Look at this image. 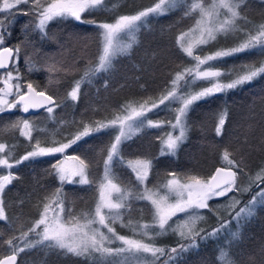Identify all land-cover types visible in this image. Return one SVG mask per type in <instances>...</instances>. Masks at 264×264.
I'll return each instance as SVG.
<instances>
[{"label": "trees", "instance_id": "1", "mask_svg": "<svg viewBox=\"0 0 264 264\" xmlns=\"http://www.w3.org/2000/svg\"><path fill=\"white\" fill-rule=\"evenodd\" d=\"M155 2L156 0H105L107 7L104 10L85 12L82 19L112 23L120 15L136 14L153 6ZM204 3L211 6L218 3V0H204ZM184 7L181 5L167 15L155 18L150 16L147 26L135 34L134 40L124 37L125 42L132 44L129 54L118 57L109 72L90 77V83L82 80V77L87 68L94 67L98 62L100 45L97 28L72 18L54 20L48 25L47 36L40 38L38 32H33L31 25L28 29L24 28L25 23L34 20L30 14L24 15L29 5L21 4L10 13H0V18L10 15L15 20L10 36L5 38V44L13 47L14 52L15 46L20 48V79L29 80L37 89L52 95L55 105H59H50L53 107L52 113H47L46 108H43L37 113L24 114L19 105L15 109L0 113V143L6 145L0 158H8L9 163L13 164L11 169L0 165V176L11 172L16 177L3 193L4 211L8 219L0 221V257L12 253V246H24L16 238L39 218L45 198L51 196L59 187L52 165L66 155L79 157L90 163L89 179L98 181L103 175L107 150L115 133L101 132L83 137L62 154L29 159L19 165L15 164V160L33 150L37 139L41 147L58 146L83 131L85 125L95 126V122H107L116 115H127V111H122V106L131 105L139 110L140 105L146 101L149 108L152 103H158L161 96L171 90V81L175 74L195 63L183 53L177 43L180 34L192 28L198 18V13L183 16ZM224 11L221 9V12ZM240 12L249 22L246 26L242 21H237L241 27L251 29L253 25L264 23V3L261 0H245ZM196 37L197 34L193 33L185 37V40L194 41ZM241 38V33H237L235 37L221 36L207 45L194 47L193 52L203 58L218 50L236 46ZM29 62L34 65L32 71H28ZM262 62L264 54L253 50L209 63L216 64L220 71L227 73L220 78L221 82L227 83L234 78L235 73L243 70L244 64H255L259 67ZM4 71L7 70L0 69V72ZM13 73L17 76L15 71ZM77 81H81V87L78 99L73 101L69 94ZM209 86L208 81L199 80L192 87V91ZM14 96L13 94L10 97ZM166 105L169 106L167 111ZM179 106L178 103L169 105L166 101L159 108L145 111L146 117L160 126L144 128L134 135L120 146V155L125 162L135 159L151 160L152 168L147 186L151 188L155 185L162 195L165 191L162 185L172 178L169 175L171 172L176 173L180 182L193 175L205 179L216 166H227L222 160L225 150L229 152L230 159L242 162L245 174L238 176L241 190L213 198L209 201V209L199 210L203 219L196 224V230L211 232L219 228L222 221H232L235 211H239L259 191L255 184L250 185V178L264 169V74L250 83L195 102L188 113L189 130L185 142L174 156H161V137L166 138L168 133L175 137L179 133L178 129L173 131L168 124L173 116L172 110ZM222 110L227 111V118L222 134L217 136L215 127L218 114ZM25 119L34 129H39L32 131L31 141L21 135L20 128L11 127ZM116 171L125 179L132 180L133 173L126 163ZM116 182L122 190L130 189L135 194L134 182ZM260 188H264V184ZM63 194L66 210L71 206L75 214L92 210L98 199L95 187L88 185L65 184ZM117 195L116 193L113 197ZM232 197L235 199H230ZM173 200L174 198L168 202ZM130 202L132 209L125 212L124 223L129 219L139 220L141 223L152 222L148 202L136 201L134 198ZM184 216L186 214L178 213L169 224L175 227L176 224L183 223L181 218ZM111 226L118 235L143 239L145 243L164 247L166 254L168 249L177 247L178 244L189 243L171 230L149 240L133 235L132 230L122 226L119 221ZM232 232H237L238 238L234 239ZM217 235L219 239L206 241H200L197 237L198 249H189L183 253L182 258H177L179 264H218V258L219 264H264V206H258L256 214L239 225L234 221L228 223L223 234ZM35 238L34 234H29V239ZM9 240H12V246L8 244ZM109 246L115 249L121 247L122 242L114 241ZM131 256L133 255L125 253L123 257L109 259L119 260L122 264H140V259H133ZM142 259L150 260V254H143ZM98 260V254L91 260H86L37 245L19 253L16 264H96ZM169 264H176V261L171 260Z\"/></svg>", "mask_w": 264, "mask_h": 264}, {"label": "snow or ice", "instance_id": "2", "mask_svg": "<svg viewBox=\"0 0 264 264\" xmlns=\"http://www.w3.org/2000/svg\"><path fill=\"white\" fill-rule=\"evenodd\" d=\"M261 2L264 3V0H261ZM244 3L245 0H218V3L208 6L204 3V0H194V2H190V0H156L153 6L136 14L120 15L112 23H97L94 20H83L82 14L104 10L107 7L105 0H2L0 2V13H10L11 10L17 9L21 4L29 5L24 15L30 14L34 17V20L25 23L24 28L28 29L31 25L33 32H38L40 38L47 36L48 25L54 20L72 18L77 22L89 23L97 28L100 45L98 62L94 67L87 68L82 77V80H88L89 83L91 82L90 77L102 72H109L113 67V62L118 57L129 54L132 44L125 42L124 37L134 40L135 34L142 27L147 26L150 16L155 18L167 15L181 5L185 6L183 16L198 13L194 26L189 28L188 31L182 32L177 38L178 46L183 53L192 58L195 63L192 67H186L175 74L171 81V90L161 96L158 103H152L149 108L146 101L140 105L139 110L132 108L131 105L122 106V111H127V115H116L107 122H95V126L85 125L83 131H80L67 143H60L59 146L41 147L40 141L37 139L33 150L15 160V164L19 165L29 159L35 160L56 153L62 154L66 149L76 145L83 137L101 132L115 133L107 150L103 175L98 181L89 179L90 163L79 157H76L79 166L72 170L64 168L60 163L52 165L54 174L58 178L59 187L51 196L45 198L39 212V218L34 220L26 231L21 232L20 237L16 238L24 246H12V240H9L8 244L12 246V254L8 255L6 259L0 260V264H16L19 253L24 252L26 248H34L37 245L56 249L75 257H83L86 260H91L98 254L99 260L96 264H122L119 260L109 258L123 257L125 253H130L133 256L139 254L138 259L143 254H150L151 259H140V264H157L158 261L160 264H169L171 260H175L176 264H179L177 258H182L183 253L189 249H198L197 237L200 241L219 239L217 234H223L228 223L234 221L239 225L251 219L256 214L258 206H264V188H260V185L264 184V169H261L255 177L250 178V185L255 184L259 191L239 211H235L232 221H222L220 227L213 229L211 232H204L203 229L196 230V224L203 219L199 210L209 209L210 200L223 197L229 192H239L241 190L238 184V176L245 174L242 162L230 159L229 152L225 150L222 160L226 162L227 166L216 169L208 180L193 175L187 177L184 183H180L176 178V173L171 172L169 175L172 178L162 185L165 190L162 195L160 189L155 185L151 188L147 186L148 176L152 168L151 160L137 159L125 162L120 155V146L134 135L144 128L160 126L159 123H154L151 119H148L145 111L159 108L160 105H165V102L168 101L169 105L173 103L180 105L172 110V119L168 120L172 130L178 129L179 133L175 137L171 133L166 134V138L161 137L160 155L174 156L180 145L186 140L189 130L188 113L195 102L235 89L245 83H250L264 74V62L259 67L255 64H244L241 72L235 73L234 78L227 83H223L220 78L227 73L220 71L216 64L209 63L246 51L256 50L264 54V23L253 25L251 29L241 27L237 23V21H242L246 26L249 24L247 18L242 16L240 12L241 5ZM221 9L225 11L221 12ZM6 21L7 23H5ZM14 24L15 20L10 15L0 18V69L7 70L6 72H0V83L5 86L0 87V93H4V96H0V113L15 109L18 105L25 113L30 108L44 107L45 103L59 107V105H55L51 96L45 95L44 91H36L32 83H27L24 90L21 91L19 77L20 48L18 45L15 46L14 52L13 47H2L5 44V38L10 36V29ZM193 33L197 34L194 41L185 40V37ZM237 33H241L242 38L236 46L218 50L203 58L201 55H194V47L207 45L221 36L225 38L235 37ZM26 38L27 32L25 33ZM9 64H11V69H9ZM204 65H207V67H203ZM33 68L34 65L29 62L28 71H32ZM13 71L17 73L15 77L17 81L15 84L16 94L14 100L10 103L5 97L13 95V85L9 82L13 79ZM229 71L231 72V69ZM199 80L208 81L210 86L201 88L199 91H192V87ZM80 87L81 81H77L69 94L73 101L78 99ZM45 110L47 113H52L53 107H46ZM165 110H169L168 105L165 106ZM226 118L227 111L222 110L218 114L215 127L217 136L222 134ZM11 127L20 128L21 135L29 141L33 139L32 131L39 130L34 129L27 119L15 123ZM5 147V144L0 143V153L4 152ZM125 163L133 173L131 181L125 179L116 171L118 167ZM0 165L5 166L7 169L13 167L8 158H0ZM14 179L16 177L11 172L0 176V221H7L8 219L4 211L3 193L6 186L11 184ZM116 181L125 184L134 182L136 186L135 194L130 189L127 191L122 190ZM65 184L95 187L98 192L95 207L80 214L73 213L71 206L66 210L63 194ZM106 190L110 191L106 192ZM113 192L118 194L115 198L112 195ZM133 198L136 201H144L150 204L151 223H141L139 220L132 219L124 223V214L132 209L130 201ZM172 198H174L173 202L168 203ZM230 199L234 200L235 198ZM178 213L186 214V216L181 218L183 223H178L173 227L169 224V221ZM117 221L122 226L129 227L133 235H139L149 240H154L155 237L164 235L171 230L178 233L182 240H187L189 243L187 245L178 244L177 247L168 249L166 254L164 247H157L153 243H145L143 239L118 235L111 226ZM30 233L36 237L34 240L29 239ZM232 237L234 239L238 238V233L232 232ZM114 241L122 242V246L115 249L110 247L109 245Z\"/></svg>", "mask_w": 264, "mask_h": 264}, {"label": "rangeland", "instance_id": "3", "mask_svg": "<svg viewBox=\"0 0 264 264\" xmlns=\"http://www.w3.org/2000/svg\"><path fill=\"white\" fill-rule=\"evenodd\" d=\"M3 46H4V45H3ZM4 72H6V71H4ZM15 77H16V75L13 73V78H15ZM9 82L13 85V87H12V93L15 95V94H16L15 84L17 83V81H16V79H14L13 81L10 80ZM20 82H21V91L24 90V88L26 87V84H27V83H32V82H30L29 80H22V79H20ZM32 85H33V84H32ZM0 87H2V86H0ZM35 88H36V87H35ZM36 89H37V88H36ZM37 90H41V89H37ZM42 91H44V90H42ZM0 96H4V93H0ZM5 98L8 99L9 102L11 103V102L14 100L15 96H14V98H12V97H10V96H6ZM48 107H49V106H48ZM58 146H59V145H58ZM135 160H137V159H135ZM135 160H133V161H135ZM58 163L62 164V166H63L64 168L68 169V170H72V169L77 168V167L79 166V161H78L76 158H74V157H72V156H70V155L63 156V157L61 158V160H60ZM209 176H210V175H209ZM209 176H208L207 178L203 179V180H208ZM184 182H185V181L180 182V183H184ZM107 191H110V190H106V192H107ZM114 194H116V193L113 192L112 195H114ZM171 202H173V201H171ZM171 202H168V203H171ZM176 221H177V218L175 217V222H176ZM179 221H180V220H179ZM137 256H139V254H137ZM137 256H131V258H133V259H138ZM140 259H142V257H140Z\"/></svg>", "mask_w": 264, "mask_h": 264}, {"label": "water", "instance_id": "4", "mask_svg": "<svg viewBox=\"0 0 264 264\" xmlns=\"http://www.w3.org/2000/svg\"><path fill=\"white\" fill-rule=\"evenodd\" d=\"M2 47H11L10 45H8V44H5L4 46H2ZM1 70H3V69H1ZM3 85V84H2ZM3 87H5L4 85H3ZM34 87V86H33ZM35 88V87H34ZM36 89V88H35ZM36 91H42V90H37L36 89ZM45 92V91H44ZM45 95L46 96H51L52 98H53V101L55 100V98L52 96V95H50L49 93H47V92H45ZM42 99V98H41ZM50 104H48V103H45V106L44 107H40V108H36V109H33V108H30L29 109V111L27 112V113H25V112H23L22 111V108H21V106H20V109H21V111L24 113V114H33V113H37V112H39L40 110H42L43 108H45V107H47V106H49ZM221 167H225V166H220V165H218V166H216L214 169H213V171H212V173L210 174V176H209V178L211 177V175H213L214 173H215V171H216V169H218V168H221ZM234 170V169H233ZM208 178V179H209ZM12 253H8V254H6V255H4V256H2V257H0V260H4V259H6V257L8 256V255H11ZM16 261H17V259H16Z\"/></svg>", "mask_w": 264, "mask_h": 264}]
</instances>
